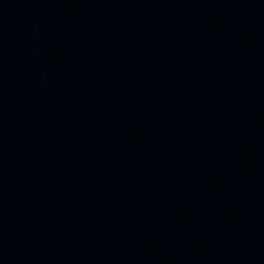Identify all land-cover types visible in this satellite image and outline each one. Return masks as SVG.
<instances>
[{"label": "water", "instance_id": "water-1", "mask_svg": "<svg viewBox=\"0 0 264 264\" xmlns=\"http://www.w3.org/2000/svg\"><path fill=\"white\" fill-rule=\"evenodd\" d=\"M0 264H264V0H0Z\"/></svg>", "mask_w": 264, "mask_h": 264}]
</instances>
